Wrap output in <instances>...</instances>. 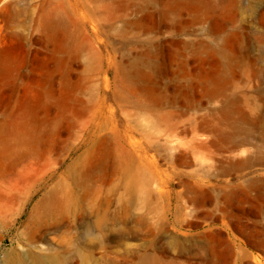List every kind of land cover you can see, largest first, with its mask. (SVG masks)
<instances>
[{
  "label": "rangeland",
  "instance_id": "1",
  "mask_svg": "<svg viewBox=\"0 0 264 264\" xmlns=\"http://www.w3.org/2000/svg\"><path fill=\"white\" fill-rule=\"evenodd\" d=\"M0 52V264H264V0H0Z\"/></svg>",
  "mask_w": 264,
  "mask_h": 264
},
{
  "label": "bare ground",
  "instance_id": "2",
  "mask_svg": "<svg viewBox=\"0 0 264 264\" xmlns=\"http://www.w3.org/2000/svg\"><path fill=\"white\" fill-rule=\"evenodd\" d=\"M53 24H54V23H53L52 21H50V20L47 21V25H48V26H51V25H53ZM0 54H2V53L0 52ZM249 161H250V162H255V159L250 158ZM51 258L55 260V257H54V256H51ZM145 264H155V262H154V261H150V262L145 263Z\"/></svg>",
  "mask_w": 264,
  "mask_h": 264
}]
</instances>
